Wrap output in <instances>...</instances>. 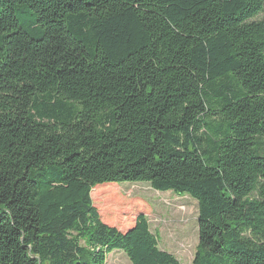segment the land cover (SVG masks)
<instances>
[{"label":"trees","instance_id":"1","mask_svg":"<svg viewBox=\"0 0 264 264\" xmlns=\"http://www.w3.org/2000/svg\"><path fill=\"white\" fill-rule=\"evenodd\" d=\"M198 203L192 264H264V0H0V264H182L92 195Z\"/></svg>","mask_w":264,"mask_h":264},{"label":"rangeland","instance_id":"2","mask_svg":"<svg viewBox=\"0 0 264 264\" xmlns=\"http://www.w3.org/2000/svg\"><path fill=\"white\" fill-rule=\"evenodd\" d=\"M98 188L92 198L103 220L121 230L134 225L139 214L148 218L161 250L173 254L182 264H192L199 244L198 203L188 195L157 192L147 183L110 184ZM107 264H131L114 251Z\"/></svg>","mask_w":264,"mask_h":264}]
</instances>
